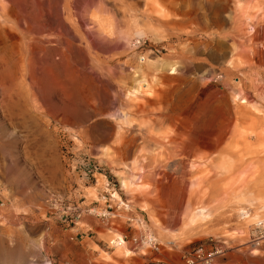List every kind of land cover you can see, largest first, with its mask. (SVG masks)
<instances>
[{"label":"rangeland","instance_id":"374dc122","mask_svg":"<svg viewBox=\"0 0 264 264\" xmlns=\"http://www.w3.org/2000/svg\"><path fill=\"white\" fill-rule=\"evenodd\" d=\"M234 1L0 0L49 32L16 68L21 37L0 34V264H181L211 239L222 262L264 264V242L248 243L264 218V0ZM163 59L177 72L157 70ZM120 197L158 253L131 240L129 213L68 224L53 204Z\"/></svg>","mask_w":264,"mask_h":264},{"label":"built area","instance_id":"2783aa9c","mask_svg":"<svg viewBox=\"0 0 264 264\" xmlns=\"http://www.w3.org/2000/svg\"><path fill=\"white\" fill-rule=\"evenodd\" d=\"M104 190V200L115 199L114 185H110L108 181L105 182ZM56 207V211L59 212L58 216L63 217V220L68 224L78 221L82 214L87 212L88 214L95 215L101 218L105 222L109 220L117 219L119 217V211H124L129 213L126 218V222L129 224L128 227L131 228V224H136L139 229V235L137 238L131 237V240L136 244L140 245L150 251L159 252L160 242L157 237L148 229L146 220L141 216H136L130 213V204L126 199H118L114 206L106 205L104 207H89L87 209H82L80 206H75L72 208L70 205H63L61 200L55 199L53 202ZM126 234L122 235V239H127ZM116 240H118L116 238ZM264 242V218H258L250 224L249 228V240L251 246H259ZM224 255V250L221 245L217 244L215 241L209 240L206 242H199L194 246L189 252L183 255L181 264H238L236 262H222L220 257ZM150 264H164L159 258H152Z\"/></svg>","mask_w":264,"mask_h":264},{"label":"bare ground","instance_id":"6f19581e","mask_svg":"<svg viewBox=\"0 0 264 264\" xmlns=\"http://www.w3.org/2000/svg\"><path fill=\"white\" fill-rule=\"evenodd\" d=\"M234 0H232V2H233ZM236 1V0H235ZM234 1V2H235ZM241 1H243V0H241ZM236 2H238V1H236ZM239 3V2H238ZM237 3V4H238ZM151 4V3H150ZM236 3H234V5H235ZM236 4V5H237ZM239 5V4H238ZM241 5V4H240ZM62 5H60L59 3H58V5H56V17H55V24H56V29H57V27H58V30L60 29V26L62 25V20L63 19H61V16H60V12H61V8H63V6L61 7ZM157 6V5H156ZM71 8V7H70ZM153 8V7H152ZM30 9H31V7H30ZM33 9V8H32ZM12 11V10H11ZM158 11V10H157ZM241 12V11H240ZM63 13V12H62ZM71 16H73L72 15V13L70 14ZM69 15V16H70ZM0 16L2 17L1 19H3V17H4V19L6 20V22H11L12 24L10 25V28H9V26L7 25V23H5V24H2V23H0V34L1 35H3V33L4 34H6V33H8V31L9 32H11V33H16V34H18L20 37H21V40H22V43L21 42H19V41H14L13 43H12V49H9V50H11L10 52H12L11 54H14L13 55V57L11 56V58H10V61H13L12 63L13 64H15V68L16 67H19V66H21L20 65V62H25V61H28V60H26V59H28V55L32 52V50H34V46H38V47H43L44 45H45V43H46V39L47 38H49V32H48V30L46 29V27L47 26H45V25H34L33 23H31V21H30V18L27 16V15H22L21 17H18V18H14V17H11V16H9L8 15V10H7V8L5 7V5H2V3H0ZM162 16V15H161ZM170 17V16H169ZM11 18H14L13 20L11 19ZM147 19V18H146ZM166 19V18H165ZM170 19V18H169ZM5 20H4V22H5ZM148 20V19H147ZM74 21V20H73ZM47 23V22H46ZM64 23V22H63ZM36 24V23H35ZM39 24V23H38ZM40 24H42V23H40ZM54 24V23H53ZM65 24V23H64ZM63 24V25H64ZM73 24V23H72ZM164 24V23H163ZM49 25V24H48ZM51 26V25H50ZM61 27H63V26H61ZM52 28V27H51ZM5 29L7 30V31H5ZM55 30V29H54ZM50 31V30H49ZM60 31V30H59ZM58 32V31H57ZM59 33V32H58ZM58 33H53V35H55V38H56V44H60V40H61V38H62V36L61 35H59ZM125 35V34H124ZM9 36V35H8ZM13 36V35H12ZM64 36V35H63ZM72 36V35H71ZM76 36V35H75ZM127 36V35H126ZM18 37V36H17ZM74 36H72V38H73ZM221 37V36H220ZM2 39V38H1ZM0 39V40H1ZM9 39V38H8ZM24 40V41H23ZM74 40H76L75 38H74ZM8 42H9V40H8ZM4 44V43H3ZM19 45H21V49H19L18 50V46ZM219 45H222V44H219ZM48 47V46H47ZM223 47V46H222ZM7 49V47L5 48V50ZM36 49V48H35ZM234 51V50H233ZM235 52H236V49H235ZM232 53H234V52H232ZM236 55V54H235ZM234 54H233V56H235ZM31 56V55H30ZM33 58V57H32ZM237 60V59H236ZM236 62H235V60H228V65H229V67L231 68L232 66H234V65H237V64H235ZM25 64V63H24ZM23 64V65H24ZM160 65H159V67H156V69L157 70H159L160 68H164V67H167L168 68V70L171 72V73H176L177 72V70H178V68H177V64L175 63V62H172V61H169V60H167V59H163L162 61H160V63H159ZM22 65V66H23ZM21 66V67H22ZM234 68V67H233ZM13 69V68H12ZM234 69H237V68H234ZM24 71L26 72V68H24ZM13 73H15V72H13ZM26 74V73H25ZM30 74V73H29ZM22 75H24V74H22ZM28 75V74H27ZM156 75V74H155ZM25 76V75H24ZM23 77V76H22ZM24 78V77H23ZM31 78V77H30ZM22 79V78H21ZM27 79V78H26ZM16 81V80H15ZM24 81V80H23ZM25 82H26V80H25ZM18 89V88H17ZM30 89V88H29ZM34 93V92H33ZM141 93V90H140V87L139 88H137V89H134V91H133V95H138V94H140ZM34 95V94H33ZM238 98V97H237ZM121 117H123L124 118V120L128 117L127 116V113H123L122 115H121ZM127 122V121H126ZM135 164V163H134ZM126 176V175H125ZM121 177V182H122V185H123V187L124 188H127V184L128 183H130V182H132L131 180L129 181V179L128 178H126V177ZM132 179V178H131ZM114 194H116V193H114ZM128 202V201H127ZM199 208V210L198 211H204V208H202V207H198ZM194 210L195 209H193V208H188L187 209V211H186V213H185V220H186V222H187V224H194L197 220V216H196V214H195V212H194ZM84 214V213H83ZM83 214H82V216H83ZM142 217V216H141ZM99 218V217H98ZM101 219V218H100ZM102 220V219H101ZM116 219H113V220H109V222H111V221H115ZM105 222V221H104ZM109 222H107V223H109ZM148 225V224H147ZM149 229V228H148ZM150 230V229H149ZM153 233V232H152ZM154 234V233H153ZM119 243L121 244V248L120 249H122L123 247H125L126 245H125V240H123L122 239V237L119 239ZM128 252H132V251H130L129 249H126V253H128Z\"/></svg>","mask_w":264,"mask_h":264},{"label":"crops","instance_id":"0c3cea01","mask_svg":"<svg viewBox=\"0 0 264 264\" xmlns=\"http://www.w3.org/2000/svg\"><path fill=\"white\" fill-rule=\"evenodd\" d=\"M153 256H155V255H153Z\"/></svg>","mask_w":264,"mask_h":264}]
</instances>
